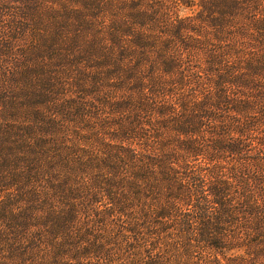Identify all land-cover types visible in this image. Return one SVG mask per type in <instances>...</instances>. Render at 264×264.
I'll return each instance as SVG.
<instances>
[{
  "label": "trees",
  "instance_id": "1",
  "mask_svg": "<svg viewBox=\"0 0 264 264\" xmlns=\"http://www.w3.org/2000/svg\"><path fill=\"white\" fill-rule=\"evenodd\" d=\"M47 2L0 0V264H264V0H79L18 59Z\"/></svg>",
  "mask_w": 264,
  "mask_h": 264
},
{
  "label": "rangeland",
  "instance_id": "2",
  "mask_svg": "<svg viewBox=\"0 0 264 264\" xmlns=\"http://www.w3.org/2000/svg\"><path fill=\"white\" fill-rule=\"evenodd\" d=\"M54 2V3H53ZM73 5H79V0H49V2L45 3L44 6H46V8L43 10L41 17L43 19H40L43 21L40 22L39 24L41 27V24H44L42 29L45 28V36H42L40 31H35V29L37 28L36 22L34 19L28 23L24 20H19V23H24L25 26L28 29H32L30 32L25 34V38L23 37V35L21 36V40H19V43L16 45L13 53L16 54V57L19 59L20 57H24L27 54V44L30 42H32V39H43V38H48L51 35H58L60 32L57 31V28L55 27L56 22H53L52 17H54L56 14H58L61 10H66L69 7L73 8ZM8 9L4 11H0V30L2 32H4L5 34L8 32V27H10L11 22L13 21V17L17 14V13H21L22 10L24 9L23 6H19V5H12V6H7ZM67 14H69L68 12H66ZM182 16H185L186 13L183 12L181 13ZM58 16V15H57ZM18 24V23H17ZM73 33H71V31H68L64 34L63 36V42L64 43H69L72 41L73 39ZM87 43V42H86ZM177 51V48H176ZM182 60H184V65L190 69L195 65V59L191 57V55L189 56H185V53H179ZM7 70H9L8 67H6ZM193 70V69H192ZM11 72V71H10ZM3 75H7L8 76V71L7 73L5 71H3L2 73ZM68 83H72L71 81H67ZM75 94L73 89L69 88L67 90L64 91V95L62 96V98L57 97L54 101H61L60 104L63 102V100H68L69 98L72 97V95ZM79 98L81 99V96H78V100ZM53 101V102H54ZM20 102V101H19ZM50 107H55L54 104H52ZM109 115L106 114V119H109ZM89 154H90V158H94L97 154V151L95 149H91L89 150ZM195 163H192L191 166H196L194 165ZM51 167H56L59 171V173H62L59 169V167L57 166H51ZM196 169V168H193ZM63 174V173H62ZM195 187V182L194 181H188L187 182V188L188 189H194ZM53 192H50L48 194V197H50V195H52ZM55 198V197H54ZM144 199V198H143ZM101 205H105V201L103 200V198L101 199ZM52 207H56L57 210L60 209H64V203L60 200H56V201H52ZM141 211H142V206L141 203H137L136 206L134 207V215L135 217H140L141 215ZM93 219H96L94 217H82L79 219L78 221V228L74 231L68 234V236L71 238V241L69 242H82V239H84L83 237V232H86L87 235L90 234L89 236H91V238L86 239L87 242H92V238L94 237L95 240H100L103 242H120V237H122L121 234H119V231H117L114 227H116L115 225H110V223H106V226H102V223L99 221H103V220H99L96 223H92ZM114 222L116 221L115 219L113 220ZM175 225V223L173 224ZM143 232H141L142 234ZM6 237V236H5ZM128 237V242H151V239H147L144 240V237L142 235H138V236H127ZM7 238V237H6ZM146 238V237H145ZM47 239V238H46ZM45 239V240H46ZM49 239H47L46 242H51L48 241Z\"/></svg>",
  "mask_w": 264,
  "mask_h": 264
}]
</instances>
